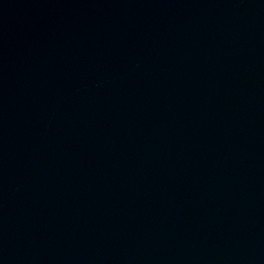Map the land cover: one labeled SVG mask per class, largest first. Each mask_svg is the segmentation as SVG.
<instances>
[{"label": "water", "instance_id": "obj_1", "mask_svg": "<svg viewBox=\"0 0 264 264\" xmlns=\"http://www.w3.org/2000/svg\"><path fill=\"white\" fill-rule=\"evenodd\" d=\"M0 264H264V0H0Z\"/></svg>", "mask_w": 264, "mask_h": 264}]
</instances>
